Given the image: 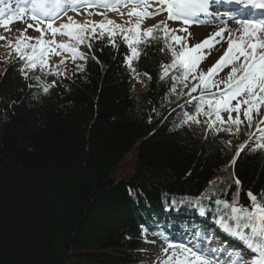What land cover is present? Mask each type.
<instances>
[{"label": "trees", "instance_id": "1", "mask_svg": "<svg viewBox=\"0 0 264 264\" xmlns=\"http://www.w3.org/2000/svg\"><path fill=\"white\" fill-rule=\"evenodd\" d=\"M118 39L93 40L82 70L59 68L68 77L1 56L0 264H144L143 229L163 237L180 204L170 197L207 191L248 205V191H264L263 153H243L235 177L230 137L182 123L186 95L159 78L163 42L140 45L133 72Z\"/></svg>", "mask_w": 264, "mask_h": 264}, {"label": "snow or ice", "instance_id": "2", "mask_svg": "<svg viewBox=\"0 0 264 264\" xmlns=\"http://www.w3.org/2000/svg\"><path fill=\"white\" fill-rule=\"evenodd\" d=\"M0 3H3V0H0ZM24 3L26 6H18V13H13L0 21V26L7 29L11 22L16 19H23V16L28 14L29 19L36 23H28L27 27L21 30V36L26 41L39 39L27 36L28 28H35L36 31L41 33V37H43L45 31L39 25L44 24L51 30L53 36L60 33L67 34L71 38L73 36L72 31L63 32L64 29H71V24H62L59 28L53 27L54 20L49 19L53 12L56 9H60L61 11L56 13L60 15L61 13L66 14L69 9L78 12L81 6H101L94 5L88 2V0H24ZM237 3H244L252 9L264 11V0H237ZM210 4L211 0H102V6L113 11H119L121 6L124 8L131 6V11L127 14L129 17L135 16L137 18L132 28L115 25V29L121 34V39L131 50L132 56L128 58L130 68H132L131 60L138 58L140 55V45L149 46L153 41H162L163 46L159 48V51L169 53L170 62L161 63L159 78L161 80L165 78L171 80V91L173 93L176 92L177 85H180L181 92L179 95H187L189 97L188 102L197 100V97H193L192 93L199 90L200 95L198 103L195 106V113H186L182 123H188L189 121L200 123L198 116L203 114L205 117H208L204 123L209 128H215L218 121L221 126L227 125L228 127L216 128L217 131L223 130L229 134H233L232 126L234 125L235 133L238 134L240 125L247 122L248 127L252 128L254 120L256 121L255 126L260 135L253 140L251 145L247 142L240 145L236 154L238 157L240 152L245 148H249L250 151L264 149V127H261V125H264V113L261 111L264 109V19H238L235 21L238 25L235 29L220 27L215 32L210 33L202 42L188 45L187 41L192 37V33L188 32V27L198 24L201 14L207 15L209 13ZM164 12L167 13L168 21L181 22L185 27H169L166 21L161 20L146 29L141 28L145 19L154 18ZM120 14L124 15V13ZM0 16H3V11H0ZM71 19L69 17V20ZM107 23L110 25L114 24L111 20H108ZM104 26L103 22L99 24L100 28H104ZM77 27L80 28L81 32L85 31L83 26L77 25ZM92 33H95V26L92 28ZM179 33H186L187 35L182 36ZM115 36L116 32L109 33V43L113 46H115ZM5 39L6 37L0 36V40ZM75 39L78 44H84L85 42V38L79 34H76ZM222 41L227 43V48L223 50L219 58L210 67H206V69L201 68L200 63L202 62V58L200 50L207 49L204 55V58H206L211 54L215 45ZM40 42L43 43L42 40ZM48 43H56V41L53 39V41ZM8 46L9 48L12 47L11 42H9ZM27 47L33 48V45L29 43ZM57 47L61 50H68L70 48L73 62L77 57L87 59V56L79 53L74 46L61 43ZM87 47L91 48V44H87ZM185 48L188 50L185 51ZM48 51H53L56 55L60 54L54 49H45L40 57L28 55L25 60L26 67L35 69L37 59L43 60L44 55ZM192 53H196V55ZM17 56L22 60L25 59V56L20 53L19 48H17ZM93 58L95 59V57ZM64 63L65 61L62 59L60 65ZM60 65L54 66L51 74L59 75ZM77 68L82 70V67L79 65H77ZM225 68L228 69V72L223 77H220V73ZM41 71H43V68H41ZM132 71L135 72V68H132ZM25 76L27 78L26 72ZM218 77L219 79H217ZM189 78H191L193 83H189ZM36 79L39 80L40 77H36ZM54 85L55 81L51 85H43V92L47 93L49 87ZM183 89H188V91L185 92ZM206 108L212 111L205 110ZM213 111L214 119H212ZM221 112L228 113L227 120L223 119ZM233 112L236 113L235 117L232 115ZM241 113H243V119H241ZM255 135V133L250 134L249 139L252 140V137ZM228 143L230 144L231 141ZM235 160L236 157L232 160L233 164ZM235 183L239 185L240 181L236 179ZM246 195L250 201L248 205L239 204L238 199L235 197L231 204L227 202L225 204L226 207L230 208L231 218L236 222L237 228L250 230L248 248L253 253H258L259 255H253L250 260L241 255L237 258L236 264H264V191L259 194H253V192L248 191ZM217 203L221 202L217 201ZM173 247L182 250L185 257L190 255L195 264H214V261L210 257L202 255L184 245L173 246L170 244L164 250L166 256L168 249ZM173 256H175V253H173ZM177 264H184V261L178 260Z\"/></svg>", "mask_w": 264, "mask_h": 264}, {"label": "rangeland", "instance_id": "3", "mask_svg": "<svg viewBox=\"0 0 264 264\" xmlns=\"http://www.w3.org/2000/svg\"><path fill=\"white\" fill-rule=\"evenodd\" d=\"M7 1H12V0H7ZM15 1L16 2L18 1V3L15 2L14 4H12V2H10V4H9L10 7L16 5L15 9H17L19 5H24L25 4L24 0H15ZM89 10H87L86 12H81L80 11L81 12L80 13L81 16H75L74 13L72 11H70V12H68L66 14L67 17L65 18L64 21H62L58 25L54 26V28H59L60 25H62V24H71L72 25L71 29H64L63 30L64 33H67L68 31H72L73 36L71 38L67 34H60V33H57L55 36H53L51 30L48 29L46 25H42L43 26L42 28L45 31V35L43 37H41V33L39 31H36L35 28H33L34 33H33L32 29H28L27 30V36L32 37L33 34H34L33 37L39 38L38 39L39 42H40V40L43 41V43L40 42V44H44V45L51 44L54 47V50L58 51L60 53L59 55H56L55 52H53V54L56 56V58L58 60L56 62V64H59L60 60H62V59H66V58H71L72 59V51H71L70 48L68 50H61V49H59L57 47V45L62 43V44L74 46V47L77 48L78 47V43H77V41L75 39L76 34H79L80 36L84 37L85 39L90 38V36H92L91 30L89 29V27L87 25H83V21L91 23L93 26H95L97 28V30H100V32H103V28H100L99 24H100V21L102 20V18L104 16L101 15V12L92 11L91 9H89ZM3 15H5V14H3ZM119 15H121V14L119 13ZM2 17H5V16H2ZM69 17H71L72 19L69 20ZM165 18H166V15L162 14L157 19H154V20H151V21H143V23H142L143 29H145L146 27H148V26H150V25H152V24H154V23H156V22H158L160 20L166 21ZM167 23L169 24V27H174V28L183 27V26H179L177 23H169V22H167ZM77 25L83 26L85 28V31L81 32L80 28H78ZM26 26H27V24H24L23 22L18 21L16 25L9 24L7 29L5 27H0V36L6 37L5 40H0V57L3 54L12 53V51L10 50L8 45L6 46V44H5L6 42H8L9 39L10 40H15L18 43V38H20L18 45H20L21 47H27V44H29V43L30 44H34L35 43V41L28 42V41L25 40L24 37L21 36V30L25 29ZM44 27H46V29ZM188 32H190V30H188ZM179 34L182 35V36L183 35H187L186 33H179ZM97 35H99V34H97ZM53 39L56 41V43H48L50 41H53ZM197 43L198 42H196V40H193V42H191L188 39V41H187L188 45H195ZM35 50H40L39 47H37V45H35ZM184 50L187 51L188 49L185 48ZM202 52H203V49L200 50V54ZM192 54L195 55L196 53H192ZM202 54H203V58H202V62L200 63V67L206 69V67H210L208 64L211 63V61L208 62V58L207 57L204 58L205 51ZM46 56H47V58L50 57L49 54H47ZM63 72H61V74H63ZM227 72H228V70H226L223 75H225V73H227ZM64 74L66 75L67 73L64 72ZM261 111H262V113H264V109H262ZM255 123H256V121L254 120L253 126L255 125ZM244 124H245V128L242 129V132H243L242 138L243 139L248 135V133H249L248 129H250L248 127V125H247V122H245ZM258 134H260V133L258 132L257 135ZM238 146H240V143H238ZM128 167H129V165L127 164V165H125V167H123L122 170H120V175L121 176L124 175V174H129L130 173V171L128 169H126ZM196 238H199V235L196 234ZM151 243L152 244H150V246L147 248V254L149 255L148 264L154 263V262H156L158 260H161L163 258H166V257H171V256H173V253H175V256H173V257H180V258H183V259H187L190 262H192V264H195V262L192 260L190 255L185 257L183 255L182 250H179L176 247L168 249V254L166 256L164 250L166 248H168L169 245H168V243H166L164 241H161L159 239H151ZM195 244L196 243H194V245ZM173 246H178V245L177 244H173ZM228 255L230 256L231 254H228ZM205 256H208V255H205ZM213 256H215V254ZM208 257H210L213 260L212 256H208ZM250 257H248V258H250ZM237 258H238V255H234V256L230 257L229 261L227 260V261H225L223 263V258L220 259L219 261L222 262L221 264H236ZM214 264H217V262L214 261Z\"/></svg>", "mask_w": 264, "mask_h": 264}, {"label": "bare ground", "instance_id": "4", "mask_svg": "<svg viewBox=\"0 0 264 264\" xmlns=\"http://www.w3.org/2000/svg\"><path fill=\"white\" fill-rule=\"evenodd\" d=\"M236 27H238V25L236 23H234L233 26L232 27H228V29H235ZM191 28H192L191 29V33H192V39L193 40L206 39L210 35V33H213V32H215L216 30L219 29V28H198V27H191ZM206 33H207V36H205ZM226 48H227V44H225V43H222V45H220V46L216 45V49H213V51H212V54L214 53V59H218L219 55H221L223 50L226 49ZM170 198L175 199L174 197H170ZM172 204H173V202L171 203V205ZM175 207H177V210H176V208L172 209V215L174 217V220L172 221L171 218L167 219L169 225L177 224L179 222V220H180L179 216L181 215V213H178V206H175ZM224 214L231 217L230 210L226 211ZM144 225L149 226L148 228H157V227L149 225L148 223H145ZM174 228H176V225L174 226ZM145 230L147 232H149L147 229H145Z\"/></svg>", "mask_w": 264, "mask_h": 264}, {"label": "water", "instance_id": "5", "mask_svg": "<svg viewBox=\"0 0 264 264\" xmlns=\"http://www.w3.org/2000/svg\"><path fill=\"white\" fill-rule=\"evenodd\" d=\"M188 193H189V192H188ZM191 193H192V194H195L194 192H191ZM180 194H182V195H188V194H186V193H185V194H183V193H180ZM195 195H197V194H195Z\"/></svg>", "mask_w": 264, "mask_h": 264}]
</instances>
